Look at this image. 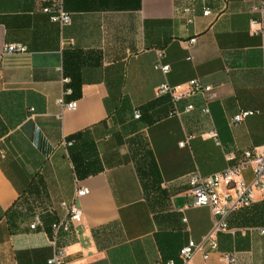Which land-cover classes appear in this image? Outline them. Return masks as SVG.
Instances as JSON below:
<instances>
[{
    "label": "crops",
    "instance_id": "1",
    "mask_svg": "<svg viewBox=\"0 0 264 264\" xmlns=\"http://www.w3.org/2000/svg\"><path fill=\"white\" fill-rule=\"evenodd\" d=\"M47 3L0 0V53L28 47L0 61V264H48L51 235L30 224L62 218L77 181L90 192L76 199L81 222L59 235L68 264H181L179 249L213 225L210 207L193 205L190 174L264 145V33L254 21L264 0H64V26ZM159 54L167 74L155 68ZM194 78L216 92L210 113L201 94L179 100L180 114L155 95L163 81L186 90ZM63 95L77 108L64 109ZM242 110L256 113L233 124ZM227 222L235 230L218 233V250L204 245L189 264H227L228 251L237 264H264V196Z\"/></svg>",
    "mask_w": 264,
    "mask_h": 264
},
{
    "label": "built area",
    "instance_id": "2",
    "mask_svg": "<svg viewBox=\"0 0 264 264\" xmlns=\"http://www.w3.org/2000/svg\"><path fill=\"white\" fill-rule=\"evenodd\" d=\"M47 4L42 10L46 13L50 20L58 23L61 26L71 22V13L66 10L64 0H47ZM261 18L254 20L257 23H262L260 31L264 33V3L260 9ZM211 8L206 7L203 11L204 15L211 14ZM192 20V19H191ZM196 37L189 40L192 46L196 42ZM28 47L24 44L9 43L0 53V61L9 54L26 53ZM163 55L159 57L155 63V68L160 69L164 74L170 71V65L163 63ZM64 83H68L70 79L65 77ZM188 89L184 90L183 85H171L168 81H163L157 85L155 89L156 97L170 96L175 104L173 112L180 114L181 111L176 106L177 102L185 97L201 94L206 102L203 107L205 113H210L209 103L216 97V92L211 85H205L199 78L191 79L188 83ZM72 93L71 88H65L64 95ZM64 95L59 99V103L64 109H76L77 100L65 102ZM194 108L193 104H188L185 111H191ZM256 113L254 110H242L233 117V124L237 125L246 117ZM136 118L141 116L140 110L136 109L134 113ZM211 134L216 137V142L220 145L221 142L217 138L216 131ZM192 136H188L186 140L180 142L181 145H186ZM228 165L223 170L210 174L203 175L200 171H194L189 176V185L194 196V206H209L212 214L213 225L209 233H207L200 242L190 239L183 245L178 254V259L181 264H189L194 255L202 250L204 245H208L210 249L218 250V233L220 231H232L235 228H230L227 218L230 213L238 208L247 206L252 203L257 192L264 196V145L254 149H247L241 153L230 151L226 153ZM251 169L253 176L251 180H246L243 174L246 170ZM90 188L85 185H80L77 181V187L72 201H62L61 206L65 210V215L49 224L46 227L44 218L41 214H36L30 224L33 230L42 228L49 232L51 241L55 246L53 255L48 259V264H68L66 262L67 247L60 245L58 242L61 232H71L75 226L81 222L83 211L76 203V199L89 194ZM264 233V228L261 229ZM227 264H237V252L228 251L222 253ZM204 257L208 258L209 253L205 252ZM17 264V263H14ZM154 264H177V258H169L159 260Z\"/></svg>",
    "mask_w": 264,
    "mask_h": 264
},
{
    "label": "trees",
    "instance_id": "3",
    "mask_svg": "<svg viewBox=\"0 0 264 264\" xmlns=\"http://www.w3.org/2000/svg\"><path fill=\"white\" fill-rule=\"evenodd\" d=\"M74 90V89H73ZM173 103V102H172ZM173 108V107H172ZM42 215V214H41ZM43 216V215H42ZM180 250V249H179ZM169 258H176V256H172V257H168V258H165L163 260H166V259H169Z\"/></svg>",
    "mask_w": 264,
    "mask_h": 264
}]
</instances>
